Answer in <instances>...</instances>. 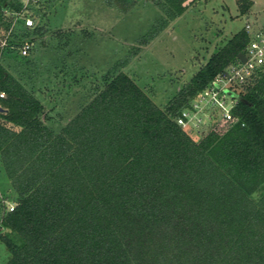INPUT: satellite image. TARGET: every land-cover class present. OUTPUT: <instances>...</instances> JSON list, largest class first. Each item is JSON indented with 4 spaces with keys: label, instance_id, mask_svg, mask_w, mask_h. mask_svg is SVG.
<instances>
[{
    "label": "trees",
    "instance_id": "16d2710c",
    "mask_svg": "<svg viewBox=\"0 0 264 264\" xmlns=\"http://www.w3.org/2000/svg\"><path fill=\"white\" fill-rule=\"evenodd\" d=\"M184 2L159 3L173 19ZM238 2L242 14L254 4ZM22 5L0 0L1 32L11 26L6 10ZM38 33L40 23L17 27L10 47ZM251 38L235 33L166 107L130 74L108 71L59 126L42 77L78 64L63 55L43 65L9 47L0 165L16 206L1 204L6 264H264V66L239 90V120L226 131L196 139L176 120Z\"/></svg>",
    "mask_w": 264,
    "mask_h": 264
},
{
    "label": "rangeland",
    "instance_id": "374dc122",
    "mask_svg": "<svg viewBox=\"0 0 264 264\" xmlns=\"http://www.w3.org/2000/svg\"><path fill=\"white\" fill-rule=\"evenodd\" d=\"M252 1V8L242 14L238 0H185V11L173 19L162 9L161 0L31 3L27 6L28 13L36 17L35 24L40 23L42 33L34 36L29 56L43 65L54 63L52 58L63 55L69 65L78 64L58 76L52 70L42 77L49 88L42 97L51 101L48 109L53 107L54 121H58V126L65 124L74 115L80 94L95 88L102 75L113 70L130 74L161 107H166L219 47L246 28L248 21L255 29L264 27V0ZM160 17L167 19L162 29H158L162 25ZM7 19L12 23L15 18ZM22 26L24 23L19 20L16 28ZM69 52L71 57L67 56ZM2 64L7 65L5 58ZM74 74L82 81L72 82L70 75ZM199 116L203 121L195 126V131L190 130L196 139L212 128L226 131L232 126L219 120L214 110ZM13 195L11 183L0 165V219L1 204L16 206ZM0 230H3L1 226ZM9 257L6 244L0 239V264H6Z\"/></svg>",
    "mask_w": 264,
    "mask_h": 264
},
{
    "label": "built area",
    "instance_id": "2783aa9c",
    "mask_svg": "<svg viewBox=\"0 0 264 264\" xmlns=\"http://www.w3.org/2000/svg\"><path fill=\"white\" fill-rule=\"evenodd\" d=\"M20 1L23 4L21 9L6 10V14L15 19L7 31H0V66L3 65L2 61L4 59L5 50L12 46L11 40L17 22L22 20L26 27L35 25L36 17L28 13L27 6L42 0ZM246 30L252 36L244 52L246 61L243 62L238 58L235 63L230 64L224 71L220 72L212 83L209 84L189 106L178 114L176 120L179 126L189 131H195V126H198L203 121V118L199 115L202 113L204 115L209 114V110L216 111L219 120L221 119V121L227 125L231 126L238 122L239 118L233 112L238 104V99L229 94L228 91L238 94L239 90L247 83L256 69L264 66V27L255 29L253 23L248 21ZM32 48L33 41H29L28 39L24 40L19 47L23 55H27ZM5 97V91L0 90V99ZM2 109H4V107L0 100V112ZM204 110H206L207 113H205ZM211 115V118L214 117V114ZM9 205L7 209L14 210L15 206L11 205L10 207Z\"/></svg>",
    "mask_w": 264,
    "mask_h": 264
},
{
    "label": "water",
    "instance_id": "95a60500",
    "mask_svg": "<svg viewBox=\"0 0 264 264\" xmlns=\"http://www.w3.org/2000/svg\"><path fill=\"white\" fill-rule=\"evenodd\" d=\"M238 58L243 62L246 61V57H245L244 53H239ZM228 93L231 94L233 97L237 98L238 100L242 99V97L235 92L228 91ZM2 110H4V109H2Z\"/></svg>",
    "mask_w": 264,
    "mask_h": 264
}]
</instances>
